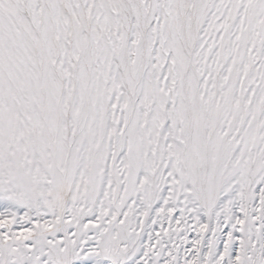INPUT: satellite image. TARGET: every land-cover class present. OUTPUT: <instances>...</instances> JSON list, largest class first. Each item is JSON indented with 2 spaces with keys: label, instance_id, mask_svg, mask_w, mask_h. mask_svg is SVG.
<instances>
[{
  "label": "snow or ice",
  "instance_id": "1",
  "mask_svg": "<svg viewBox=\"0 0 264 264\" xmlns=\"http://www.w3.org/2000/svg\"><path fill=\"white\" fill-rule=\"evenodd\" d=\"M0 264H264V0H0Z\"/></svg>",
  "mask_w": 264,
  "mask_h": 264
}]
</instances>
